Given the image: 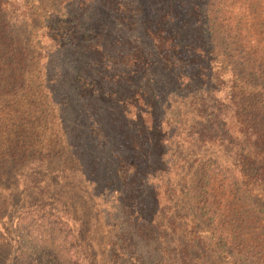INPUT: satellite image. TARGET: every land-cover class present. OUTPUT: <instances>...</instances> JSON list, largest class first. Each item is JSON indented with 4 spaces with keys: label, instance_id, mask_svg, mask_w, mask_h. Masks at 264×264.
<instances>
[{
    "label": "trees",
    "instance_id": "1",
    "mask_svg": "<svg viewBox=\"0 0 264 264\" xmlns=\"http://www.w3.org/2000/svg\"><path fill=\"white\" fill-rule=\"evenodd\" d=\"M1 227L0 264H264V0H0Z\"/></svg>",
    "mask_w": 264,
    "mask_h": 264
},
{
    "label": "rangeland",
    "instance_id": "2",
    "mask_svg": "<svg viewBox=\"0 0 264 264\" xmlns=\"http://www.w3.org/2000/svg\"><path fill=\"white\" fill-rule=\"evenodd\" d=\"M96 10L100 11L97 5H96ZM103 18L105 20L104 15H103L102 19ZM90 28L98 29V27H96V26H93V27L91 26ZM128 32L129 31H126V33H128ZM133 35H134V33L131 36H133ZM72 162H73L72 157H70L68 155V153L65 152L62 155L61 162H59V165H60V168L62 169L63 174H64L63 186H64V190L68 191L67 197L71 201L70 207L72 208V210L73 209H79L81 211V213L79 215L80 221H78L81 224V230L79 231V233H77V235H78L79 240H81L85 243L86 239L90 237L92 230L94 229V226H93L94 214H93V211L91 209V204L89 203L88 198L86 197V195L84 193V190H83L84 184L82 183V178L80 177V174H79L77 168H75V166H74L75 164ZM20 212H21L20 210H17V212L11 218L15 219L14 221H16ZM51 226L54 227L55 229H60L59 231H60L61 235H63V237L65 238V236L68 232L67 228H65V227L63 228L60 225H56V224H54V222L51 223ZM15 228H16V225L14 224L13 227H11V229L16 231ZM1 229L3 231V227H1L0 230ZM24 234H25V236L28 237L27 239H31L32 235L30 234L29 229H26L23 231L18 230L16 232H13L14 238H16V240H18L19 238L24 240V236L22 237V235H24ZM34 264H38V263L35 262Z\"/></svg>",
    "mask_w": 264,
    "mask_h": 264
}]
</instances>
